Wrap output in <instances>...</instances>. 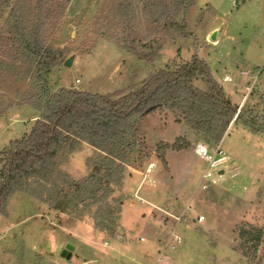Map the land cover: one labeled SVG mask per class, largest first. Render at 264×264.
Returning <instances> with one entry per match:
<instances>
[{
	"label": "rangeland",
	"instance_id": "374dc122",
	"mask_svg": "<svg viewBox=\"0 0 264 264\" xmlns=\"http://www.w3.org/2000/svg\"><path fill=\"white\" fill-rule=\"evenodd\" d=\"M149 2L158 0H71L49 44L65 51L67 58L74 54L76 60L71 69L63 65L53 71L52 88L113 93L167 65L182 68L197 56L209 64L240 109L246 102L264 110V0H238V4L196 0L176 16L186 25L187 37L165 19L150 15ZM7 16L8 12L0 19V29ZM215 32L217 39L212 41ZM125 43L138 53L153 47L155 61L142 60L124 48ZM3 68L0 151L29 134L40 119L33 106L10 108L17 95L33 87L29 80L6 77L10 69ZM140 135L145 148L128 167L124 187L115 193L124 200L119 236L109 238L96 229V207L79 220L17 192L6 214H0V264H155L169 226L177 227L183 242L164 264H246L236 252V230L244 223L264 230V133L254 135L240 125L230 128L222 141L227 153L225 174L213 193L199 187L206 165L194 146L202 141L185 123L176 122L165 109H155L143 117ZM184 137L190 142L187 149L166 148ZM82 152L73 164L69 159L63 164L77 178L87 175L80 169L87 160ZM2 167L0 159V171ZM199 216L205 217L204 222H198ZM67 248H71L70 259L64 256Z\"/></svg>",
	"mask_w": 264,
	"mask_h": 264
},
{
	"label": "trees",
	"instance_id": "16d2710c",
	"mask_svg": "<svg viewBox=\"0 0 264 264\" xmlns=\"http://www.w3.org/2000/svg\"><path fill=\"white\" fill-rule=\"evenodd\" d=\"M70 2L0 0V19L8 12L5 26L0 29V56L6 58L0 60V66L10 69L6 77L29 80L33 87L31 92L17 95L18 100L12 101L10 108L30 105L40 112V119L29 134L11 141L0 151V214H6L7 204L17 192H24L79 220L96 207V229L116 238L120 234L119 216L124 200L116 198L115 193L124 187L128 167L145 148L140 125L148 110L169 111L176 122L185 123L197 141L210 148L238 125L254 135L264 133V110L246 102L240 109V104L233 103L217 81L209 64L197 56L182 68L167 65L144 81L133 82L127 89L113 93L53 89L49 77L63 66L67 57L65 51L49 44V37ZM195 2L158 0L149 2L148 9L155 19H165L187 37L186 25L179 23L176 16ZM124 48L150 63L157 56L151 51L153 47L148 53H138L127 44ZM261 101L264 105V98ZM84 143L93 147L95 153L86 160L90 174L76 178L62 167L66 159L82 150ZM189 146L184 137L166 148L180 151ZM215 187L201 191L213 193ZM69 200L74 202L73 206L67 204ZM172 228L169 226L166 237ZM236 233V252L245 263L263 264L264 230L244 223Z\"/></svg>",
	"mask_w": 264,
	"mask_h": 264
},
{
	"label": "built area",
	"instance_id": "2783aa9c",
	"mask_svg": "<svg viewBox=\"0 0 264 264\" xmlns=\"http://www.w3.org/2000/svg\"><path fill=\"white\" fill-rule=\"evenodd\" d=\"M232 2L238 4V0H232ZM77 83H80V81L78 80ZM251 90L252 88H248V91L251 92ZM194 152L203 162H205L206 165L199 183L200 189L207 190L211 185H217L219 180L225 174V168L223 165L227 161V153L223 148L222 142L213 148H210L204 142H198L194 147ZM204 220V216L198 217L199 223L204 222ZM177 230V227L173 226L168 237H166L159 246L155 264H164L167 260L168 254L177 250L179 245L182 244L183 238L178 234ZM141 241H145V238L142 237Z\"/></svg>",
	"mask_w": 264,
	"mask_h": 264
},
{
	"label": "crops",
	"instance_id": "0c3cea01",
	"mask_svg": "<svg viewBox=\"0 0 264 264\" xmlns=\"http://www.w3.org/2000/svg\"><path fill=\"white\" fill-rule=\"evenodd\" d=\"M82 150H83V152H82V155H84V158H88V157H90V156H92L94 153H95V150H94V148L93 147H91L90 145H88V144H86V143H84V146H83V148H82ZM78 153V152H77ZM77 153H75L72 157H70L69 158V163L71 164H73V162H72V160L75 158V155L77 154ZM84 153V154H83ZM84 160V159H83ZM68 163V164H69ZM82 168H80V169H82L81 171H82V173L84 174V173H87V175H88V168H87V165H86V161L84 162V161H82V166H81ZM63 168V167H62ZM68 173H70L71 175H74L75 173H72V172H70V171H67ZM87 175H85V176H83V177H86ZM75 177V176H74ZM83 177H81V178H83ZM77 178V177H76Z\"/></svg>",
	"mask_w": 264,
	"mask_h": 264
},
{
	"label": "water",
	"instance_id": "95a60500",
	"mask_svg": "<svg viewBox=\"0 0 264 264\" xmlns=\"http://www.w3.org/2000/svg\"><path fill=\"white\" fill-rule=\"evenodd\" d=\"M217 39V32H215L212 36H211V40L212 41H215ZM75 60H76V56L73 54L71 55L70 57H68L65 61H64V66L68 69H71L73 68L74 66V63H75ZM153 109H150L146 112V114H149L150 112H152ZM223 173V172H221ZM71 248H67L66 251L64 252V256H66L68 259L71 258Z\"/></svg>",
	"mask_w": 264,
	"mask_h": 264
}]
</instances>
